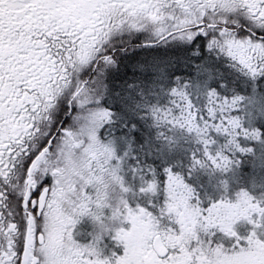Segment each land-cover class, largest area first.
<instances>
[{"label":"snow or ice","instance_id":"6c2138e0","mask_svg":"<svg viewBox=\"0 0 264 264\" xmlns=\"http://www.w3.org/2000/svg\"><path fill=\"white\" fill-rule=\"evenodd\" d=\"M0 264H264V0H0Z\"/></svg>","mask_w":264,"mask_h":264},{"label":"rangeland","instance_id":"374dc122","mask_svg":"<svg viewBox=\"0 0 264 264\" xmlns=\"http://www.w3.org/2000/svg\"><path fill=\"white\" fill-rule=\"evenodd\" d=\"M75 239H77L79 242L84 243L86 242V239L82 236H74Z\"/></svg>","mask_w":264,"mask_h":264}]
</instances>
